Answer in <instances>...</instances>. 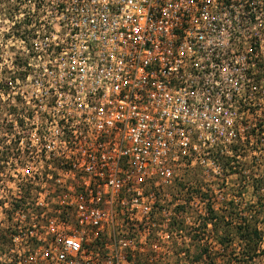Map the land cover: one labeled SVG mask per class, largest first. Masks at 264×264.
<instances>
[{
	"label": "built area",
	"instance_id": "1",
	"mask_svg": "<svg viewBox=\"0 0 264 264\" xmlns=\"http://www.w3.org/2000/svg\"><path fill=\"white\" fill-rule=\"evenodd\" d=\"M34 3L28 71L0 78V96L28 110L12 123L5 161L39 186L46 209L28 234L18 225L13 239L36 245L12 260L182 256L183 228L197 236L200 223L184 218V199L196 210L204 192L223 200L220 161H258L264 150V0ZM192 165L210 189L175 186Z\"/></svg>",
	"mask_w": 264,
	"mask_h": 264
},
{
	"label": "rangeland",
	"instance_id": "2",
	"mask_svg": "<svg viewBox=\"0 0 264 264\" xmlns=\"http://www.w3.org/2000/svg\"><path fill=\"white\" fill-rule=\"evenodd\" d=\"M39 16H42V10L37 8L34 0H0L1 79L9 77L13 72L19 78H24L28 71L26 62L30 57L29 53L21 49L22 40L28 43L34 29L32 25H38ZM27 111L24 103H12L4 95L2 98L0 96V264H9L16 253L26 256L27 252L24 251L27 247L33 249L36 243L31 238L24 236L22 240H14L13 236L20 229L22 234H28L29 223L32 219H41L40 213L46 209L35 203H46L44 195L39 197L37 194L39 186L19 179L18 171L14 169L17 168L15 161H5L11 154L10 149L15 146L12 123L20 119L19 114ZM256 154L258 161H220L228 175V195L223 200L204 192L202 196L206 199L205 203H199L196 210L195 203L189 205V197L186 196L185 205L193 207L183 209L186 213L182 214L184 218L188 216L190 220L196 218L200 222L195 234L197 236H191V230L183 228V237L187 242H183L180 248L186 252L182 256H176V253V259L169 255L170 260L165 264H264V253L261 252L264 236L258 250L246 256V248L240 238L242 233L238 232L241 231L238 226L242 224H245L243 228L256 225L258 229L264 230V150ZM202 170L199 165L187 167L183 170L181 182H176L175 186L183 190L185 185L200 190L202 187L203 190L210 189L203 182ZM11 171L17 176H12ZM60 187L61 184L53 182L55 190ZM25 239L28 240L26 243ZM198 257L200 260L196 261ZM30 261L26 264H43L38 258Z\"/></svg>",
	"mask_w": 264,
	"mask_h": 264
},
{
	"label": "trees",
	"instance_id": "3",
	"mask_svg": "<svg viewBox=\"0 0 264 264\" xmlns=\"http://www.w3.org/2000/svg\"><path fill=\"white\" fill-rule=\"evenodd\" d=\"M244 220L247 222L245 217H244ZM244 225L242 224V225L238 226V229L241 230L238 232L242 233V235H240V238L244 242L243 246L246 248V249L245 248L244 249L246 250L245 252H247L245 254L247 256V255H251L250 253H252V252L253 253L256 252L258 250V248L260 247L259 242H263L262 240H263V236H264V230L258 229L256 227V225H254L253 227H249V225H246L245 228H243ZM261 252L264 253V248L261 249ZM199 260H200V258L198 257L196 259V261H199ZM238 262H240V261H238ZM9 264H16V262L14 260V261L9 262ZM239 264H241V263H239Z\"/></svg>",
	"mask_w": 264,
	"mask_h": 264
}]
</instances>
